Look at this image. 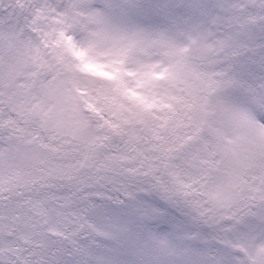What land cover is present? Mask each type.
<instances>
[{"label":"snow or ice","instance_id":"obj_1","mask_svg":"<svg viewBox=\"0 0 264 264\" xmlns=\"http://www.w3.org/2000/svg\"><path fill=\"white\" fill-rule=\"evenodd\" d=\"M0 264H264V0H0Z\"/></svg>","mask_w":264,"mask_h":264}]
</instances>
